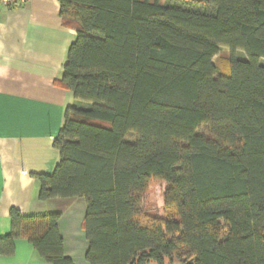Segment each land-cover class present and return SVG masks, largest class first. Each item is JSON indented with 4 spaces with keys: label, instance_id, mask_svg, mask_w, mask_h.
Here are the masks:
<instances>
[{
    "label": "trees",
    "instance_id": "trees-1",
    "mask_svg": "<svg viewBox=\"0 0 264 264\" xmlns=\"http://www.w3.org/2000/svg\"><path fill=\"white\" fill-rule=\"evenodd\" d=\"M58 1L76 40L55 83L75 102L39 201L85 199L89 264H264V0ZM221 47L246 59L218 73ZM152 178L164 217L142 213ZM9 216L0 257L23 238L74 264L59 213Z\"/></svg>",
    "mask_w": 264,
    "mask_h": 264
},
{
    "label": "crops",
    "instance_id": "crops-1",
    "mask_svg": "<svg viewBox=\"0 0 264 264\" xmlns=\"http://www.w3.org/2000/svg\"><path fill=\"white\" fill-rule=\"evenodd\" d=\"M58 0H29L21 7L0 5V237L11 231L9 212L25 215L59 213L64 252L74 264H89L82 197L39 201L35 174H52L60 160L54 141L65 110L75 102L57 85L73 28L63 25ZM180 264L166 259L165 264ZM0 264H52L26 239ZM149 264H157L150 262Z\"/></svg>",
    "mask_w": 264,
    "mask_h": 264
},
{
    "label": "rangeland",
    "instance_id": "rangeland-1",
    "mask_svg": "<svg viewBox=\"0 0 264 264\" xmlns=\"http://www.w3.org/2000/svg\"><path fill=\"white\" fill-rule=\"evenodd\" d=\"M233 56L246 59L245 53L241 50L232 51L228 47L220 48L219 54L214 58V63L216 65L218 73H220L221 71H226L228 69L229 60ZM200 132L208 133V128L206 126H201ZM127 140L135 141L136 134L129 133L127 136ZM165 190H166V183L163 180L152 178L149 181L146 190L140 196V206L142 209V213H144L145 216L146 215L155 216V217L165 216L166 214L165 200H164Z\"/></svg>",
    "mask_w": 264,
    "mask_h": 264
},
{
    "label": "built area",
    "instance_id": "built-area-1",
    "mask_svg": "<svg viewBox=\"0 0 264 264\" xmlns=\"http://www.w3.org/2000/svg\"><path fill=\"white\" fill-rule=\"evenodd\" d=\"M29 0H0V5L7 7H21L24 6Z\"/></svg>",
    "mask_w": 264,
    "mask_h": 264
}]
</instances>
